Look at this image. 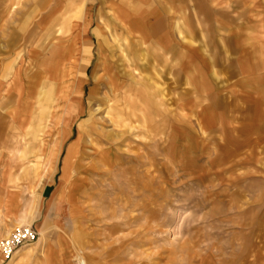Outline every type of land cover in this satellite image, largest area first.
Returning <instances> with one entry per match:
<instances>
[{"label": "rangeland", "instance_id": "374dc122", "mask_svg": "<svg viewBox=\"0 0 264 264\" xmlns=\"http://www.w3.org/2000/svg\"><path fill=\"white\" fill-rule=\"evenodd\" d=\"M114 1L0 0V241L37 231L0 264H264V0H147L149 50L106 45L128 90L90 95ZM92 6L84 108L59 37Z\"/></svg>", "mask_w": 264, "mask_h": 264}, {"label": "crops", "instance_id": "0c3cea01", "mask_svg": "<svg viewBox=\"0 0 264 264\" xmlns=\"http://www.w3.org/2000/svg\"><path fill=\"white\" fill-rule=\"evenodd\" d=\"M140 2H134V0H117L112 2V4H110V9L112 11V21H110V19H106L104 25V29L106 30V32H103V39L101 40L102 44L99 45V54L101 55L100 61H101V70L104 73L105 77L102 82V84H95L93 88H89L90 91V95L95 94L97 92V90L99 89V86L101 88L106 89V91H108V93L114 94V93H119V92H126L128 90V87L123 86L124 83V77H122V75H120V73H117V66L115 65L113 59L110 58V51L109 48L106 46L108 44L111 43H124V41H128L129 43H131L135 50H136V45L139 42L141 45H144L145 48L144 50L147 52L150 48L149 43L153 42L154 37L153 36H149V33L145 32L146 28H148L149 26V21L150 19V10L148 9V5H147V0H139ZM93 6L89 8V25L86 29L85 35L81 36V37H75L73 35V32L71 30V25L69 24V34L67 36H60L59 38H61L62 40H65L64 44L66 46H69L72 48L71 52H65L64 54H62L60 61L63 64V69L65 71L68 72L69 74V78L67 80V84H68V88L72 90L73 85H76V79L74 78L76 75H80V78L83 80V87L81 90V96H82V101L84 103V108H86V104H85V93L87 92V88H88V84H89V74H88V69L89 66L91 65V63L93 62V58H94V54H93V45H94V41L93 39L90 37V26L91 24H93ZM77 16V15H76ZM78 17V16H77ZM86 18V17H85ZM100 18V17H99ZM82 19V18H81ZM79 19L76 18V22H78ZM66 21L61 20V23H64ZM81 23L83 22L82 20L80 21ZM113 23V27L109 26L111 23ZM100 27V29H102V26L98 25ZM109 27H111L110 29H112L113 33H116L115 36H110L109 34ZM143 33V34H141ZM141 34V35H140ZM113 37H117V40H113ZM111 38V39H110ZM54 39H56L55 37L46 41L44 44V47L46 46V44L49 41H53ZM87 40L86 43H89V51H85L84 46L82 43H84ZM29 41V38H28ZM30 42V41H29ZM43 48H39L42 49V51L44 50ZM76 52H75V51ZM34 51H36V53H34ZM85 51V52H84ZM30 53L35 54L37 56L40 57V59L38 60L41 61L42 59V55H39V50L33 48V50H30ZM14 69H13V77L11 79L12 85L14 87V91H15V96L17 98L16 100V106L14 107H25V106H29L30 105V101L31 99L29 98L30 96L25 95V93L29 90H31L30 88V83H32V85L35 84V81H31L29 78L30 76L27 78L25 77V69H24V60L21 58H16L14 61ZM38 67H40V64H38ZM108 77L111 78L112 82H115L116 85L118 86L117 90H112L110 88L109 83H107L106 80H110L108 79ZM26 79H28V81H24ZM102 80V79H101ZM100 80V81H101ZM98 81V80H96ZM66 83V82H65ZM47 84H53V82H47ZM30 87V88H29ZM36 86H33V89H35ZM38 89H42V85H39V87H37ZM29 89V90H28ZM12 108V109H13ZM14 111H12V118L14 119ZM74 132H70V135H72ZM73 145V144H72ZM61 149V146H60ZM58 158H59V154H58ZM58 158H57V162L55 165V169L58 163ZM12 187V186H11ZM11 187H7V189L11 188ZM12 192V191H11ZM1 203V200H0ZM30 252H28L26 254L27 256H30Z\"/></svg>", "mask_w": 264, "mask_h": 264}, {"label": "built area", "instance_id": "2783aa9c", "mask_svg": "<svg viewBox=\"0 0 264 264\" xmlns=\"http://www.w3.org/2000/svg\"><path fill=\"white\" fill-rule=\"evenodd\" d=\"M36 239L37 231L32 226L18 227L8 237L0 241V253L4 259H9L18 247L32 243Z\"/></svg>", "mask_w": 264, "mask_h": 264}, {"label": "bare ground", "instance_id": "6f19581e", "mask_svg": "<svg viewBox=\"0 0 264 264\" xmlns=\"http://www.w3.org/2000/svg\"><path fill=\"white\" fill-rule=\"evenodd\" d=\"M61 22V21H60ZM57 25V24H56ZM66 25V24H65ZM73 29V28H72ZM66 30V29H65ZM62 33V32H61ZM81 134V133H80ZM78 139H79V136H78ZM75 146V143H73V145H71L70 146V152H71V149L73 148ZM69 152V153H70ZM69 155V154H68ZM70 156V155H69ZM72 159H73V155H71V157H70V162H69V164H65V166H64V174H63V178L61 179V181H60V185H67V181H66V176H67V174L69 173L68 171H71L70 169H71V166H72ZM71 174V173H70ZM71 178V175H70V177H69V179ZM64 197V195L62 196V198ZM61 200V198L60 199H58L57 201H60ZM15 253V252H14ZM14 255V254H13Z\"/></svg>", "mask_w": 264, "mask_h": 264}]
</instances>
